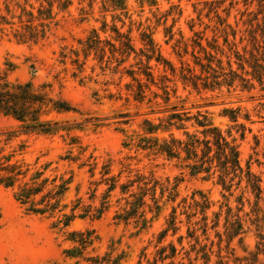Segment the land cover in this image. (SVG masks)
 <instances>
[{
  "label": "rangeland",
  "instance_id": "1",
  "mask_svg": "<svg viewBox=\"0 0 264 264\" xmlns=\"http://www.w3.org/2000/svg\"><path fill=\"white\" fill-rule=\"evenodd\" d=\"M3 1L0 0L2 15ZM14 1L22 3L24 0ZM25 1L36 9L42 0ZM126 6V16L122 13L119 18H116L119 11H103L100 0L91 5L89 0H72L65 12L54 6L55 17L46 38L36 44L17 43L8 27L0 32V73L7 70L5 64H12L14 69L6 72L9 81H30L34 87L49 85L45 89L49 96L67 102L74 110L60 114L50 112L42 117L67 129L54 135L24 133L18 122L0 115V161L10 157L11 163L28 164L32 171L49 164L44 173L49 178L57 176L66 180L72 175L69 190L60 203V209L67 206L62 212L68 214L70 202L75 198H81L85 205L90 203L93 189L90 182L99 179L98 170L103 162L110 160L112 174L116 175L123 158L135 156L132 150L123 148L122 143L143 133L144 120L156 124L175 106L191 115L197 111L207 112L214 125L227 130L233 124L221 116V112L238 108L241 115L249 116L248 121L240 117L238 123L250 129L239 141L241 166L249 165L250 171L260 178L261 199L255 206L251 193L242 195L243 183L227 192L217 184L216 178L191 177L175 162L151 160L139 154L127 161L131 169H139L145 175L152 173L162 182L166 178L172 182L174 177L180 180L173 202L167 201L164 195L156 217H153L154 211L144 207V217L149 222L142 228L134 219L127 223L113 219L115 211L124 205L123 201L116 203L118 195L113 194L109 209L98 219L75 218L63 228L62 223L57 224L59 214L28 213L13 199L12 190L0 185V264H147L154 261L156 264H264V112L260 107L264 103V89L256 86L246 93L222 87L196 92L183 89L178 81L181 65L193 64L191 54L201 56L196 43L207 51L206 44L217 45L224 52L228 49L224 40L228 44L233 42L238 51L252 38L262 46L264 0H155L154 5L148 0H127ZM114 28L129 36L137 53L144 48L142 34L150 35L161 56L173 65L174 76L169 71L164 73L171 80L166 83L170 93L166 104L160 97L153 99L150 92L159 96L162 93L152 85L142 102L135 101L132 92L126 89L127 84H132V90H136V84L126 71L137 73L140 66L135 65L138 59L133 53L117 66L120 56L112 53L110 47V44L118 47ZM92 30L96 36H92ZM89 40L98 44V49H88ZM141 59L144 61V57ZM150 65L155 77L163 74L160 65L154 66L153 61ZM136 77L144 81V77ZM156 83L159 84L157 78ZM172 88L175 95L170 91ZM174 134L180 133L174 131ZM71 138L76 139L77 144L71 145ZM77 146L85 149L81 155ZM66 156L79 159L75 162L61 160ZM89 156L91 159L86 161ZM92 162L97 163V169L90 178L87 164ZM81 164L85 165L79 168ZM125 175L120 182L125 180ZM103 188L99 187L96 192L93 203L96 207ZM195 192L209 202L205 221H201L198 209L187 208ZM156 197H159L158 188ZM146 203L151 205L148 197ZM228 208L230 215L237 216L242 224V232L233 238H229L225 230ZM173 209L177 230L173 233L168 229L160 238L161 232L168 228ZM84 230L92 232L93 244L77 257H67L65 251L77 247L68 241V233ZM168 244L175 248V256L161 261L160 256L170 253ZM163 247L167 249L159 255Z\"/></svg>",
  "mask_w": 264,
  "mask_h": 264
},
{
  "label": "trees",
  "instance_id": "2",
  "mask_svg": "<svg viewBox=\"0 0 264 264\" xmlns=\"http://www.w3.org/2000/svg\"><path fill=\"white\" fill-rule=\"evenodd\" d=\"M94 1L89 0V5ZM126 1L100 0L101 9L103 11L108 9L115 12L119 11L120 13L116 15V18H119L122 13L126 16ZM148 1L150 5L155 4V0ZM2 5L4 14L2 15L0 12V32L8 27L12 32V38L17 43L36 44L46 38L49 25L55 17L52 8L55 6L58 11L65 12L72 5V0H42L36 9L28 5L25 0L22 3L4 0ZM113 31L116 34L114 40L118 43V47L112 44L110 47L112 53H117L120 56V59L116 60L117 66L125 63L131 53L138 59L135 65L140 66L139 71L137 73L132 70L126 71L136 84L135 91L132 90V84L126 85V89L132 92L133 99L142 102L145 99L146 90H149V86L152 85L162 93L159 96L156 92H150L153 99L160 97L166 104L170 99L166 83L171 82V80L164 73L169 71L174 76L175 68L173 65L161 56L150 35L142 34L141 41L144 48L139 49L137 53L128 35L119 33L115 28ZM91 34L96 36L95 30H92ZM89 41L90 43L86 44L88 49H98V44ZM224 43L228 47L225 52L217 45L209 44H206L209 49L207 51L200 43H196L198 53H201V56L192 53V66L183 64L179 68L178 81L183 89L190 88L200 92L219 90L224 87L227 90L239 89L240 92L246 93L253 91L256 86L260 87L261 90L264 89V43L261 46L255 38H252L240 51L237 50V46L233 42L228 44L227 40H224ZM141 57H144V61ZM152 61L154 66L160 65L163 68L162 75L155 77L154 68L150 65ZM74 63L76 62L74 61ZM5 65L7 70L0 73V115L18 122L19 128L24 133L54 135L59 130L67 131L58 122L42 120V117L47 116L50 112L69 113L74 111L73 108L61 99L53 100L45 91L46 88L50 87L49 85L43 84L34 87L30 81L24 83L9 81L6 72L12 71L14 66L12 64ZM136 75L144 77V81ZM156 78L159 84L156 83ZM170 91L175 95V89L172 88ZM155 104L157 105V103ZM260 107L264 112V103ZM168 112L169 114L158 119L156 124L150 120L143 121V133L122 143L123 148L132 150L135 156L124 157L119 164L120 170L116 175H113L111 171L112 162L110 160L103 162L98 170L99 179L90 182V186L93 188L89 196L90 203L85 205L81 198L77 197L70 202L68 214L62 212L67 206L63 205L60 209V203L69 190L72 175L66 180L57 176L45 177L44 173L49 164L44 165L39 170L32 171L28 164L11 163L10 157L3 158V162L0 161V185L5 189L12 190L13 199L28 213L40 216L59 214L60 219L57 220V224L62 223L63 228L68 227L75 218L91 217L98 219L109 209V199L113 194H116L118 198L115 202L123 201L124 205L115 211L113 219L123 223L134 219L135 222H140L142 228H145L149 221L144 217V207H147L150 212L154 211L153 217L158 216L161 211L159 202L164 195L167 201L173 202L175 200L177 197L176 187L180 180L174 177L172 182L169 178L162 182L155 179L152 173L145 175L139 169H131L127 161L143 154V157L147 159L175 162L177 167L187 170L191 177L202 175L203 179L216 178L217 184L227 192L233 186L239 188L243 183L241 194L251 193L254 204L257 206L263 192L261 180L250 171L249 165L242 168L239 153V141L244 139L245 133L250 132V129L242 123H238V119L241 117L248 121L249 116L247 114L241 115L238 108L222 110L221 116L226 117L233 124V127L222 130L213 124L207 112L197 111L196 114L191 115L184 109L179 110L175 106L171 107ZM174 131L180 134L175 135ZM232 131H235V134ZM160 134H166V136H159ZM255 141L257 145L256 138ZM70 144H77L76 139L71 138ZM77 149L79 155L85 151L81 146H77ZM78 159V157L70 156L61 158V160L69 162H75ZM90 159L91 156L86 161ZM84 165L81 164L79 168ZM87 165L89 177L93 178L97 163L92 162ZM123 174H126L125 180L120 182ZM101 186L104 188L99 196V205L96 207L93 203L96 200V192ZM157 188L159 189V197H156ZM76 192L78 193V190ZM195 195L199 198L195 199ZM242 195L238 199L240 202ZM147 197L151 205L146 203ZM182 202L186 204L185 200ZM187 208L198 209L202 216L201 221H205L204 215L209 208V202L201 193L195 192L191 198V203H187ZM225 223V230L229 238H233L242 232L241 220L235 215H230L229 208ZM174 225L173 209L169 216L168 228L161 232L160 238L165 236L168 229L174 233L177 230ZM68 237V241L77 244V247L65 251L66 256L70 258L80 255L81 251L90 247L95 239L89 230L72 231L68 233ZM166 249L167 247L160 248L158 254L163 255ZM168 249L170 253L160 256L161 261L174 258L175 248L173 245L168 244ZM147 264H156V262Z\"/></svg>",
  "mask_w": 264,
  "mask_h": 264
}]
</instances>
